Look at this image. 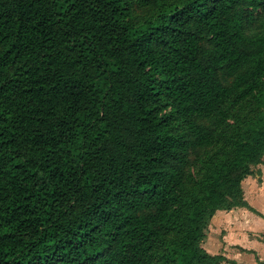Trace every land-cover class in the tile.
<instances>
[{"label":"trees","instance_id":"1","mask_svg":"<svg viewBox=\"0 0 264 264\" xmlns=\"http://www.w3.org/2000/svg\"><path fill=\"white\" fill-rule=\"evenodd\" d=\"M263 10L0 0V264H222L208 221L264 156ZM245 106L232 150L188 173Z\"/></svg>","mask_w":264,"mask_h":264},{"label":"crops","instance_id":"2","mask_svg":"<svg viewBox=\"0 0 264 264\" xmlns=\"http://www.w3.org/2000/svg\"><path fill=\"white\" fill-rule=\"evenodd\" d=\"M256 167L242 182L244 204L218 209L205 229L202 245L222 264H264V162Z\"/></svg>","mask_w":264,"mask_h":264},{"label":"rangeland","instance_id":"3","mask_svg":"<svg viewBox=\"0 0 264 264\" xmlns=\"http://www.w3.org/2000/svg\"><path fill=\"white\" fill-rule=\"evenodd\" d=\"M264 31V10L260 13L258 20L252 25L246 26V33L249 35L260 33ZM251 107L245 106L238 109L234 116L221 124L216 130V138L212 146L205 147L199 150L197 153L191 155L190 163L187 168L188 173H194L198 178H201L206 167L209 164H213L225 155H227L233 148L234 140L237 137L238 125L243 121L250 120L252 113ZM204 122L210 126H214V123L209 120ZM264 162V156H263ZM256 165L252 166L253 172H256ZM255 169V170H254Z\"/></svg>","mask_w":264,"mask_h":264}]
</instances>
